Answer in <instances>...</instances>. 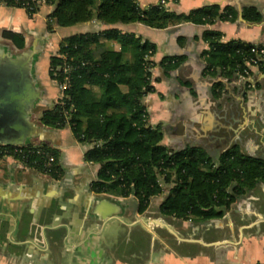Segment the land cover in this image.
<instances>
[{
  "label": "crops",
  "instance_id": "crops-1",
  "mask_svg": "<svg viewBox=\"0 0 264 264\" xmlns=\"http://www.w3.org/2000/svg\"><path fill=\"white\" fill-rule=\"evenodd\" d=\"M160 0H139L146 7ZM217 4L237 10L235 20L213 24L183 23L158 29L136 22L116 24L153 42L157 51L152 68L154 91L145 97L150 123L162 125L163 144L172 151L200 146L217 158L238 144L246 154L264 158V70L252 66L247 77L228 78L205 70L206 30L219 31L222 40L264 44V0H167V8L189 12ZM246 6L258 8L263 19L241 17ZM44 5L30 15L20 6L0 2V85L7 82V57L32 55L30 78L39 96L29 121L40 131L23 143H45L59 154L63 175L56 179L27 167L11 154H0V264H255L264 263V182L232 204L222 218L194 222L162 215L154 199L144 212L138 199L91 190L98 165L86 161L90 145L79 142L69 127L43 126L40 116L63 96V87L49 76V61L61 41L72 34L104 30L92 20L58 26ZM3 31L23 34L19 49ZM110 49L119 43L106 40ZM163 58H181L165 70ZM19 78H17L18 80ZM222 82L221 95L212 88Z\"/></svg>",
  "mask_w": 264,
  "mask_h": 264
},
{
  "label": "trees",
  "instance_id": "trees-1",
  "mask_svg": "<svg viewBox=\"0 0 264 264\" xmlns=\"http://www.w3.org/2000/svg\"><path fill=\"white\" fill-rule=\"evenodd\" d=\"M0 2L23 6L16 0ZM47 3L54 6L51 19L61 27L98 20L110 26L140 22L164 29L188 22L207 25L235 20L238 15L235 8L217 4L179 12L161 1L146 7L138 0ZM242 12L250 22L263 19L255 6H246ZM3 36L17 48H25L23 34L3 31ZM202 37L209 44L203 52L208 74L230 79L251 74L248 62L252 59H258V67L264 70V56L253 50V43L224 42L221 32L213 30H206ZM106 40L118 42L119 49H110ZM156 51L153 42L114 26L65 37L49 61V76L63 87V96L43 110L40 123L56 129L69 127L79 142L90 145L85 160L98 165L90 185L94 192L134 195L140 212L158 199L159 211L165 216L194 222L222 218L234 202L264 182V158L244 153L238 144L227 147L217 158L200 146L172 151L164 145L162 125L150 123L145 103V97L154 91ZM181 60L163 58L159 64L174 70ZM222 88V82H216L213 95L219 97ZM1 151L53 178L64 173L58 152L45 143L8 145Z\"/></svg>",
  "mask_w": 264,
  "mask_h": 264
},
{
  "label": "water",
  "instance_id": "water-1",
  "mask_svg": "<svg viewBox=\"0 0 264 264\" xmlns=\"http://www.w3.org/2000/svg\"><path fill=\"white\" fill-rule=\"evenodd\" d=\"M5 56L8 72L6 84L0 85V141L19 144L40 131L28 119L39 92L30 78L32 55L25 52L17 57L9 53Z\"/></svg>",
  "mask_w": 264,
  "mask_h": 264
},
{
  "label": "built area",
  "instance_id": "built-area-1",
  "mask_svg": "<svg viewBox=\"0 0 264 264\" xmlns=\"http://www.w3.org/2000/svg\"><path fill=\"white\" fill-rule=\"evenodd\" d=\"M17 2H20L23 6L22 8L26 9L27 11L35 14L36 12L39 11V9L44 6L47 5V0H16ZM139 1V0H138ZM161 3H164L165 5L167 4V0H160ZM254 48L253 50H255L258 55H260L259 57H263L264 56V44H253ZM248 65L250 67L252 66H259L258 65V59H252L251 61L248 62ZM250 74H246V75H241V77H247ZM53 157H50V160H52Z\"/></svg>",
  "mask_w": 264,
  "mask_h": 264
}]
</instances>
